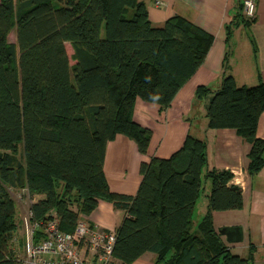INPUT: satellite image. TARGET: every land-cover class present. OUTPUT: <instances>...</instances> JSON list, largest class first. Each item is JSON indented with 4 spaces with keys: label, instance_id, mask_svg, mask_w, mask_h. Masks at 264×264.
Returning <instances> with one entry per match:
<instances>
[{
    "label": "trees",
    "instance_id": "obj_1",
    "mask_svg": "<svg viewBox=\"0 0 264 264\" xmlns=\"http://www.w3.org/2000/svg\"><path fill=\"white\" fill-rule=\"evenodd\" d=\"M242 13L239 0L233 22L248 26L253 20ZM211 43L181 16L152 25L143 0H0V264H22L8 190L41 197L29 208L34 244L50 213L61 232L72 233L104 201L125 213L111 264L145 254L155 264H252L251 255L232 254L213 227V213L240 210L243 198L228 186L230 172L211 168L203 177L206 142L188 134L168 159L141 163L133 197L112 193L103 172L106 146L118 135L147 153L151 131L133 121L135 102L167 108ZM195 96H209L207 130L231 129L250 144L248 171L257 173L264 85L238 87L225 74L216 91L199 86ZM202 178L210 185L207 207L194 224Z\"/></svg>",
    "mask_w": 264,
    "mask_h": 264
},
{
    "label": "crops",
    "instance_id": "obj_2",
    "mask_svg": "<svg viewBox=\"0 0 264 264\" xmlns=\"http://www.w3.org/2000/svg\"><path fill=\"white\" fill-rule=\"evenodd\" d=\"M143 1L152 25L160 26L171 17L181 16L210 35L212 43L201 66L180 88L167 108L159 109L157 105L141 100L135 102L133 121L151 131L149 147L142 155L136 144L126 136L118 135L108 142L103 163L107 186L112 193L135 196L141 181V163L149 162L151 158L168 159L190 134L206 142L207 167L203 170V177L205 171L211 168L230 172L232 180L228 186L237 187L243 198L240 210L213 213L216 233L232 254L241 258L251 255L252 264H264V152L261 169L250 174L247 159L250 144L231 129L207 130L205 106L209 96L204 99L195 96L199 86L216 91L225 74L230 75L238 87L264 85V0H255V16L248 26L233 22L239 0ZM256 136L264 140V112L259 118ZM209 186V182L204 180L202 198L199 197L202 199L201 207L197 208L198 199L194 208V224L206 211ZM25 195L28 204L20 196L15 202L23 215L32 203L41 198ZM124 216L123 211L101 201L82 220L105 231H116ZM227 227L242 228V242L228 244L225 237L219 234ZM155 260L153 254H145L132 264H155Z\"/></svg>",
    "mask_w": 264,
    "mask_h": 264
},
{
    "label": "built area",
    "instance_id": "obj_3",
    "mask_svg": "<svg viewBox=\"0 0 264 264\" xmlns=\"http://www.w3.org/2000/svg\"><path fill=\"white\" fill-rule=\"evenodd\" d=\"M255 7V0H243V14L247 20L254 19ZM27 215L23 242L26 257L22 264H111L114 231H105L79 220L72 233H64L59 229L56 215L50 213L44 224L42 240L34 244L36 225L29 222V210Z\"/></svg>",
    "mask_w": 264,
    "mask_h": 264
},
{
    "label": "rangeland",
    "instance_id": "obj_4",
    "mask_svg": "<svg viewBox=\"0 0 264 264\" xmlns=\"http://www.w3.org/2000/svg\"><path fill=\"white\" fill-rule=\"evenodd\" d=\"M8 41L10 43H15V33H14V30H12L8 36ZM66 48H67V53H68V56L71 57L72 55V51H71V48L69 45H66ZM73 62L71 61V64ZM201 111V110H200ZM204 186V179L202 178V187ZM208 186V184H207ZM12 199L16 202H18V197H22L23 198V202H26L28 204V199L26 198V193L24 194L22 191H12V190H8ZM25 195V197L23 196ZM202 198V197H201ZM199 199V202H198V205H197V208L201 207V204H202V199ZM27 199V200H26ZM25 203V204H26ZM16 204V203H15ZM16 210L17 207H16ZM18 214L16 213V224H17V232L15 233L14 235V242H13V246H14V250L16 251L17 255L20 256L21 260H24L25 257H26V254H25V250H24V247H23V242H24V233H25V224H24V218L26 217L27 219L28 218V215H27V212L25 210L24 212V215L23 214H20L19 210L17 211ZM199 213V212H198ZM98 227V226H97ZM99 228V227H98Z\"/></svg>",
    "mask_w": 264,
    "mask_h": 264
},
{
    "label": "water",
    "instance_id": "obj_5",
    "mask_svg": "<svg viewBox=\"0 0 264 264\" xmlns=\"http://www.w3.org/2000/svg\"><path fill=\"white\" fill-rule=\"evenodd\" d=\"M219 234L225 237L228 244L240 243L243 240L242 228L240 227H227L219 231Z\"/></svg>",
    "mask_w": 264,
    "mask_h": 264
}]
</instances>
